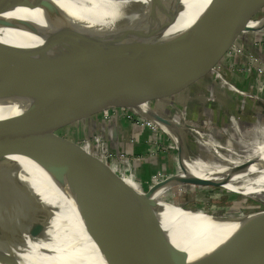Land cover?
<instances>
[{
    "label": "water",
    "instance_id": "1",
    "mask_svg": "<svg viewBox=\"0 0 264 264\" xmlns=\"http://www.w3.org/2000/svg\"><path fill=\"white\" fill-rule=\"evenodd\" d=\"M177 1H91L69 20L51 46L0 88V147H20L44 125L57 160L69 174L67 178L46 175L49 184L75 208L86 227L95 229L93 238L107 249L108 241L121 229L111 215L116 212L189 257L185 249L174 244L173 236L165 229V217L179 213L181 217L171 221V225L186 234L188 223H192L187 219L198 217V212L162 204L153 197L172 179L151 193H144L76 144L60 139L56 132L65 128L76 132L90 124L105 133L111 130L110 143L117 149L120 119L108 124L100 121V114L123 109L135 110L140 116L142 107L151 109L150 120L156 126L171 124L178 129L176 123L155 114V97L163 101L197 81L208 80L225 54L237 45L245 47L244 42L254 33H264V25L258 29L250 26L261 20L253 21L245 14L263 9L264 0H214L193 18L197 20L191 26L179 29L173 23L158 27L151 21L142 28L124 31L125 20L136 11L148 7L164 9ZM24 27L37 33L32 25ZM3 45L13 53L21 50L5 44L0 47ZM45 46L44 43L40 48ZM188 56L192 60L179 61ZM181 153L182 162L189 167L190 156L186 150ZM117 155L121 156L119 150ZM188 183L200 187L224 185L204 178L187 179L180 184ZM0 193L17 200L15 205L0 209V216H12L0 235V264H19L20 256L38 245L37 239L52 222L55 210L25 174L12 171L1 158ZM202 215L208 218L210 228L228 224L234 229L219 245L199 256L206 257L200 264H264V211L244 217Z\"/></svg>",
    "mask_w": 264,
    "mask_h": 264
},
{
    "label": "bare ground",
    "instance_id": "2",
    "mask_svg": "<svg viewBox=\"0 0 264 264\" xmlns=\"http://www.w3.org/2000/svg\"><path fill=\"white\" fill-rule=\"evenodd\" d=\"M91 1L96 0H0V45L21 49L19 53H13V50L5 49L4 45L3 48L0 47L3 53L0 54V88L11 75L51 46L69 20L82 11V6ZM213 1L178 0L168 8L148 7L138 10L125 20L124 31L142 28L151 21L158 23V27L174 23L175 28L181 29L184 25L197 20L193 18ZM23 25H32L36 28L37 34L33 36L25 29L26 27L23 28ZM259 25H264V19H261L260 24L250 26L258 29ZM44 43L46 46L40 48ZM150 110L149 107H142L139 113L152 119ZM131 112L138 114L135 110ZM158 125L172 137L182 152L185 151L181 137L170 128V125L163 123ZM50 142L43 125L26 144L16 148L0 147V158L4 163L12 171L25 174L55 210L52 222L37 239L38 245H33L31 250L23 253L19 264H200L206 257L199 256L219 245L222 238L228 232L231 234L234 229V226L228 224L223 228H210L207 226L208 218L203 216V213H197L198 217L187 219V222L192 223H188L184 234L179 228H173L171 225V221L181 217L180 214L166 216L165 226L170 225V228L165 229L171 237L173 236L174 244L189 253L188 257L173 250L166 242L135 227L116 212H111L121 229L117 236L108 241V249L104 245L99 246L92 236L95 229L86 227L75 208L49 184L46 175L68 177L61 162L57 160ZM257 150L262 151L264 147ZM187 153L189 154L188 148ZM261 155L262 157L258 153L253 160L246 162L252 163L250 162V166L247 165L248 169L244 170L243 174L238 172L241 169L238 168L240 163L235 170L231 168L218 170L211 167L205 170L206 165L199 156L196 153L192 156L189 154L191 158L189 170L155 191L153 197L160 202L168 187L192 178L221 181L224 183L221 187L245 196L264 193V152ZM255 174L261 177L249 179V176ZM242 179L246 180L241 181ZM13 203V199L0 193V209ZM11 218V215L0 216V235ZM175 234L183 237L179 238Z\"/></svg>",
    "mask_w": 264,
    "mask_h": 264
},
{
    "label": "rangeland",
    "instance_id": "3",
    "mask_svg": "<svg viewBox=\"0 0 264 264\" xmlns=\"http://www.w3.org/2000/svg\"><path fill=\"white\" fill-rule=\"evenodd\" d=\"M242 13L244 14L245 11H242ZM245 14L250 16L251 19H254L253 21L261 20L264 19V8L256 13L246 12ZM195 21L190 23L189 26ZM30 32L33 36L37 34L35 31L30 30ZM254 34V36L257 37L260 36L259 40H256L251 36L249 38L246 37L247 41L244 42L245 47L244 45L234 47L232 52L224 55L220 65L216 68V73L213 75L217 76L218 79L220 77L225 85L222 83V86L220 87L211 86V84H213L211 79V84L199 87L200 82L197 81L186 90H182L176 95H173L172 98L160 101L159 97H155L154 105L152 106L155 114H157L162 120L174 124L176 123L178 129L172 128L173 125L171 124H168V126L170 125V128L175 130L177 132L176 134L182 138V141H184L185 144L184 148L185 150L188 148L190 156L196 153L199 156V159L205 163V170L210 169V167L218 170L219 168H231L235 170L238 167V163H240L241 165L238 168L241 169L238 172L243 173L244 170L248 169L247 165L252 163L251 161L248 163L246 162L250 159L253 160V157L257 156L258 153H260V157H262L261 154L264 152V150H257L264 147V105L255 103L249 99L238 100L237 103L236 101L234 103L235 96L233 95L234 92L239 93L238 90H233V88H238L236 83H239V81H241L240 79L244 76L245 80L247 78V75H244V71L248 72L250 67L254 66L251 64L254 60L253 56H251V52L256 53L254 48H262L264 45V33H259L260 35L257 33ZM241 53L244 54L245 57L243 63L247 67L245 69L233 67V60H231L235 56H240ZM189 60L192 59L188 56L181 58L179 61L187 63ZM249 72H251L250 74L252 75H259L262 79L264 78V71H261L262 73H253L252 68ZM242 86L243 88H240V90L243 89L241 90L242 95L244 94L243 96H245L248 94L246 88L249 87L245 82H243ZM214 88L218 91L217 93H222L216 101L214 98H211V95L214 93ZM250 92L251 94H255V91L250 90ZM200 108L205 109V113L201 114L199 111ZM248 108H251V110ZM118 111L120 112L119 119L124 122H127L126 119L128 115H132V118L135 117L137 120H142L143 124L148 127L149 132H155L158 134L159 131V134L162 137H159V141H154L153 144L150 145L151 148L149 147V150L146 152L148 154L147 156H150V153L159 155L157 156L156 161H161L159 167L161 171L153 173L152 175H125V173L128 174V171H131L130 167L132 165V162H127L123 166L120 164V169H114V173L117 170L123 172H121L123 175L116 176L125 181H131L137 178L140 180L139 182H142L143 184L142 191L144 193H151L158 186L163 185L167 181L176 176H180L189 170V167L182 162L183 157L180 152L181 150L173 141L172 137L168 136L174 142L176 147L172 145L170 140L162 132L161 129L163 128L161 126H159L160 129L146 116H138L130 111H124L123 109ZM213 112L217 114V120L221 119L224 120V122L220 120V123H217L215 126L209 125L210 120L214 119L213 115H211ZM100 119H102L101 116ZM130 123L132 124L133 122L130 121ZM120 124L122 125L123 123L120 122ZM56 134L60 139H64L65 141H69L70 143L79 146V148L83 149V152L86 155H90L94 150L97 151L96 147L95 149L92 148V143L90 145L87 144V142L90 141L88 137L85 138L80 135L74 136L70 129L67 130L65 128L64 130L56 132ZM93 139L95 138H92L91 140ZM171 147L175 151H173ZM165 155H167V159L171 161L173 159L175 164L171 163V165L168 166L167 163L163 162L162 159L165 158ZM127 156L129 161L134 159L129 156V154H125L126 158ZM94 158L103 162L99 153L96 154ZM224 159H227L228 161H225ZM156 161L152 160V162ZM103 163L105 164V162ZM163 164H167L168 167L165 166V168H162ZM106 165L108 164L106 163ZM125 165H128L129 167H126ZM244 166L247 168H244ZM107 167L112 171L111 165H108ZM63 169H65V167H63ZM132 172L134 173V169H132ZM256 176L258 178L261 177V175L255 174L254 176H249V179L254 180L257 178ZM142 177H144L143 180L141 179ZM243 180L246 179H242L241 181ZM228 189L223 187H200L189 183L178 184L168 187L160 202L162 204L168 202L189 211L191 210L198 213L222 217H244L264 211V193L245 196ZM16 202L17 200H14V203L9 204L7 207L15 205ZM167 227L170 228V225L165 226V228Z\"/></svg>",
    "mask_w": 264,
    "mask_h": 264
},
{
    "label": "crops",
    "instance_id": "4",
    "mask_svg": "<svg viewBox=\"0 0 264 264\" xmlns=\"http://www.w3.org/2000/svg\"><path fill=\"white\" fill-rule=\"evenodd\" d=\"M255 35V34H254ZM253 35V36H254ZM260 35V34H258ZM256 40H259L260 36H254L253 37ZM243 49V47H242ZM244 50V49H243ZM250 51V50H249ZM254 52H251V56H253L254 60L251 62V64H253V67H250V69L253 68V73L254 72H258V73H262L261 71H264V45L262 46V48H254ZM231 54V53H230ZM244 55L243 56H235L233 59V67H238V68H247L246 65H244ZM259 60L263 63H260ZM231 64V63H230ZM249 69V71H250ZM247 72L244 71V75H247V78L245 80V76L243 78H241L239 81V83H236L237 87L239 88H233L234 91H239V93L234 92L233 95L235 96L234 99V103L238 100H244V99H249L254 101L255 103H259V104H263L264 105V78L262 79L259 75H252L250 74L251 72ZM213 81V84H211V80ZM222 79H218L217 76L212 75L209 77L208 80L200 83L201 87L202 85H206V84H211V86H216V87H220L222 86V83H224ZM226 82V81H225ZM243 82L247 83L249 88H246L248 91L245 96L242 95V91L243 89L240 90V88H243ZM225 85V83H224ZM207 86V85H206ZM228 86V85H227ZM251 91H255V94H251ZM257 89V92H256ZM213 92V91H212ZM218 91L214 88V93L211 95V98H214L215 101L217 100V98L222 94V93H217ZM210 94V93H209ZM251 110V108H248ZM254 109V108H252ZM201 112V114L205 113V109L200 108L199 110ZM216 112V111H214ZM211 113V115H213L214 119H209L210 120V124L209 125H213L215 126L217 123H220L219 121L221 120H217V114L215 113ZM137 115V114H136ZM222 117V116H221ZM127 120V119H126ZM128 121V120H127ZM224 122V120H221ZM120 122H122L123 124L119 125L117 130L118 133L120 134V142L118 143V148L116 149V145H112L109 141L108 145L106 148H102L99 147V145H97L96 143H93L91 141V139L96 136V135H100V136H104L107 137V135L110 137L111 130L107 133L104 132V130H101L100 128L97 129L96 127H94L93 125L88 124L86 127H79L78 130L76 132L72 131V133L74 134V136L76 135H80L83 136L85 138H89L90 139V143H92L91 145H93V149H97L94 150V152L90 153V155L92 157H94L96 154H100L102 155L103 152H105L106 154H108L109 156L114 155L116 159L114 160H110L109 159V163L108 161L106 162L108 165L112 166V173L114 175H123L120 170L115 171L114 173V169H120V164L123 166L126 163H119L118 161V155H117V150H119L121 155L125 154H129V156L133 157L134 159H132L129 162H132L131 164V171H128L125 175H152L153 173H156L158 171H161L159 169L161 161H156L157 156H159L158 154H152L150 153V156H147V150H149L150 145L153 144L154 141H159V137L161 138L162 136L159 134H156L155 132H149L148 127L144 126H136L133 123L131 124L130 121L129 122H124L122 120H120ZM123 126V127H122ZM112 129V128H111ZM161 129V128H160ZM108 130V129H107ZM162 130V129H161ZM162 132L164 133V135L170 140V142L172 143V145H174V142L168 137L169 135H167L164 130H162ZM151 142V143H150ZM184 143V142H183ZM175 146V145H174ZM176 147V146H175ZM151 148V147H150ZM171 149L173 151H175L172 147ZM91 152V151H90ZM181 152V151H180ZM125 153V154H124ZM187 155L189 156V154L187 153ZM147 156V157H146ZM175 157V156H174ZM128 158V156H127ZM152 160H155L156 162H152ZM163 162L167 163L168 166L172 164H175V162L169 159H167V155H165V158L162 159ZM105 163V164H106ZM129 164V163H128ZM146 164V165H145ZM167 164H163L162 168H165V166H167ZM107 165V166H108ZM126 167H129L128 165H125ZM167 166V167H168ZM158 168V169H157ZM132 169H134V173L132 172ZM66 173L68 174L67 170L65 169ZM69 176V174H68ZM118 177V176H117ZM140 178V177H139ZM142 180L144 179V177L141 178ZM123 180V179H122ZM125 181V180H123ZM140 180H138L137 178H135L134 180L131 181H125L126 183H128L130 186L136 188L139 190L142 189L143 184L142 182H139Z\"/></svg>",
    "mask_w": 264,
    "mask_h": 264
},
{
    "label": "built area",
    "instance_id": "5",
    "mask_svg": "<svg viewBox=\"0 0 264 264\" xmlns=\"http://www.w3.org/2000/svg\"><path fill=\"white\" fill-rule=\"evenodd\" d=\"M237 46H239V45H237ZM240 50H242V49H240ZM232 52V51H231ZM242 54V53H241ZM240 54V56H243L244 54H242L241 55ZM259 62L260 63H262L260 60H259ZM263 64V63H262ZM120 112L118 111V110H111V109H109V110H105V111H103L101 114H100V116L102 117V119H100V116H99V119H100V121L102 120V122H104V123H108V124H110V123H112L114 120H118L119 118H120ZM135 116V115H134ZM127 122H129V120L130 121H132L133 122V124L134 125H136V126H144V124H143V121L142 120H137L135 117L134 118H132V115H128L127 116ZM93 138H95V139H93V140H91L93 143H96L97 145H99V147H101V149L102 148H106L107 147V145H108V143H109V141H110V137L107 135V137H104V136H100V135H96V136H94ZM87 144L88 145H90L91 143L90 142H87ZM87 146V145H86ZM101 157H102V160H103V162H107L108 161V163H109V159L112 161V160H114V159H116L115 158V156L114 155H111V156H109L108 154H106L105 152H103L102 153V155H101ZM118 161H119V163L121 162V163H127V162H129V159L128 158H126L125 156H120L119 158H118Z\"/></svg>",
    "mask_w": 264,
    "mask_h": 264
}]
</instances>
